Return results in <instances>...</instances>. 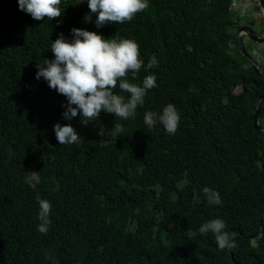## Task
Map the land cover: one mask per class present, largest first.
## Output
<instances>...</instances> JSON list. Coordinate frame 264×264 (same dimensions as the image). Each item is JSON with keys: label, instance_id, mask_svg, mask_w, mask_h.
Listing matches in <instances>:
<instances>
[{"label": "trees", "instance_id": "16d2710c", "mask_svg": "<svg viewBox=\"0 0 264 264\" xmlns=\"http://www.w3.org/2000/svg\"><path fill=\"white\" fill-rule=\"evenodd\" d=\"M231 1L149 0L132 21L96 28L95 15L84 21L86 2L62 0L61 17L35 21L18 0H0V264H264V131L254 124L264 78L241 58ZM73 27L133 38L145 65L153 55L158 61L134 81L155 74L157 82L134 117L101 111L86 126L79 115L70 121L79 135L96 137L98 161L116 157L101 177L112 175L102 209L79 200L82 143L60 145L53 130L69 123L66 97L35 76L54 58L52 40L61 32L71 39ZM169 103L180 114L175 135L160 123L149 129L145 112ZM115 124L127 145L112 153L105 140ZM205 187L222 204L210 205ZM37 195L52 204L47 234L38 231ZM214 218L226 221L234 249L220 250L211 232H199Z\"/></svg>", "mask_w": 264, "mask_h": 264}, {"label": "clouds", "instance_id": "9594fccd", "mask_svg": "<svg viewBox=\"0 0 264 264\" xmlns=\"http://www.w3.org/2000/svg\"><path fill=\"white\" fill-rule=\"evenodd\" d=\"M85 2L88 12L84 15V21L92 22L93 15H95L96 28L107 24L130 22L138 13L150 6L149 0H77L74 6ZM61 3L62 0H18L19 10L30 15L35 21L46 19L51 21L61 17L64 12L61 10ZM230 10L233 13L231 30L236 35L240 52L243 55L241 58H246L257 73L264 78L261 74L264 73L262 66L264 61L260 59V56H264V42L257 41L250 36L252 34L264 37V7L260 0H232ZM257 14L261 17L259 32L256 26ZM249 45L254 47L253 51ZM243 49L255 60L258 70L252 65L251 58ZM50 50L54 58H46L42 66L37 65L38 70L35 76L37 80L43 78L49 88L66 97L67 103L62 105L64 108L62 118L69 123L61 125L57 122L53 130L60 145L82 143V147L75 148V167L78 175L76 183L82 190L79 200L84 209L97 205L102 209L105 204L104 191L110 184L112 175L104 179L101 177L113 170L116 157L98 161L99 146L96 144V137L92 134L84 137L79 135L70 121L73 118L79 121L75 118L79 115L81 124L86 126L99 119L101 111L114 114L122 120L134 117L137 107L144 104L148 90L157 86L155 74L146 75L142 83L134 81L137 80L142 68L157 67L158 61L153 55L145 65L141 58L140 46L133 38L119 34L105 38L99 32L78 27L71 29V39L67 38L63 32L59 33L57 38L52 40ZM261 98H264V95ZM259 118L262 120L261 125H264L261 114ZM143 120L149 129H153L157 123H160L169 135H175L180 124V114L175 105L169 103L161 113L146 111ZM102 127H107V125L102 124ZM103 132L104 129L100 128L98 135L102 136ZM123 132V126L115 124L113 126L115 137L105 140V143H113L110 149L112 153L123 143L127 145L123 136L118 135ZM12 154V150L9 149V155ZM31 172L33 173L32 179L38 183L39 177L36 175L38 171ZM84 179H86V189H82ZM100 187L104 188L99 200L95 197V192L100 190ZM203 192L210 205L222 204L218 192L208 187H205ZM36 199L39 203L38 231L47 234L53 221L50 215L52 204L39 195ZM104 218L107 223H110L112 214L104 215ZM226 227V221L214 218L203 223L199 232L202 235L211 232L220 250H232L236 247L234 236H230Z\"/></svg>", "mask_w": 264, "mask_h": 264}, {"label": "water", "instance_id": "95a60500", "mask_svg": "<svg viewBox=\"0 0 264 264\" xmlns=\"http://www.w3.org/2000/svg\"><path fill=\"white\" fill-rule=\"evenodd\" d=\"M260 1L264 7V1L263 0H260ZM250 36L253 37L257 41L264 42V37H258L256 35H252V34H250ZM243 51L246 53V55L249 58H251L249 53L245 49H243ZM251 62H252V65L255 66V68L257 69L258 67L256 66L255 60L251 58ZM261 74H262V76H264V73H261ZM263 108H264V98H261L260 102L256 106V112H255V117H254L255 128L257 130H259V129L264 130V125H261L262 120L259 118V115L261 114V111L263 110Z\"/></svg>", "mask_w": 264, "mask_h": 264}, {"label": "rangeland", "instance_id": "374dc122", "mask_svg": "<svg viewBox=\"0 0 264 264\" xmlns=\"http://www.w3.org/2000/svg\"><path fill=\"white\" fill-rule=\"evenodd\" d=\"M256 17H257V19H258V20H257L258 22H257V25H256V26H257V30H258V32H259V30H260V26H259L260 24H259V23H261V17L259 16V14H257ZM260 59H261L262 61H264V56H260ZM262 66L264 67V63H262ZM237 89H238V91H241V90H242V87H238Z\"/></svg>", "mask_w": 264, "mask_h": 264}, {"label": "flooded vegetation", "instance_id": "af4514ba", "mask_svg": "<svg viewBox=\"0 0 264 264\" xmlns=\"http://www.w3.org/2000/svg\"><path fill=\"white\" fill-rule=\"evenodd\" d=\"M253 45H254V44H253ZM249 46H251L250 49H252V51H253V50H254V47H253L252 45H249ZM258 48H259V47H258Z\"/></svg>", "mask_w": 264, "mask_h": 264}]
</instances>
